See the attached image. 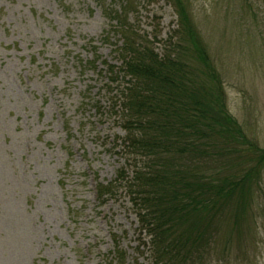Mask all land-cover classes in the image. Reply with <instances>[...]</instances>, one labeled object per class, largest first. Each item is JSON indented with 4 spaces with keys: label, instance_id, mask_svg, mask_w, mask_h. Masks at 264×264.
Here are the masks:
<instances>
[{
    "label": "rangeland",
    "instance_id": "obj_1",
    "mask_svg": "<svg viewBox=\"0 0 264 264\" xmlns=\"http://www.w3.org/2000/svg\"><path fill=\"white\" fill-rule=\"evenodd\" d=\"M189 2L229 113L264 149V0ZM121 15L150 38L176 28L171 0H0V264H151L124 193L95 190L124 166L104 76ZM255 213L264 264V198Z\"/></svg>",
    "mask_w": 264,
    "mask_h": 264
},
{
    "label": "trees",
    "instance_id": "obj_2",
    "mask_svg": "<svg viewBox=\"0 0 264 264\" xmlns=\"http://www.w3.org/2000/svg\"><path fill=\"white\" fill-rule=\"evenodd\" d=\"M171 4L176 28L163 40L115 19L120 65L104 76L124 166L96 197L124 193L151 264H252L264 149L229 113L189 0Z\"/></svg>",
    "mask_w": 264,
    "mask_h": 264
}]
</instances>
